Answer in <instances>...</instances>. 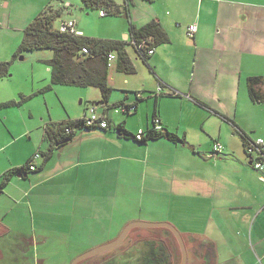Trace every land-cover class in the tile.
Returning a JSON list of instances; mask_svg holds the SVG:
<instances>
[{
	"label": "crops",
	"instance_id": "0c3cea01",
	"mask_svg": "<svg viewBox=\"0 0 264 264\" xmlns=\"http://www.w3.org/2000/svg\"><path fill=\"white\" fill-rule=\"evenodd\" d=\"M0 1L3 7L11 3V0ZM28 1L33 3V0ZM139 1L148 4L156 0ZM161 1L168 2L167 8L175 9L174 14H171L172 18L168 16L171 13L168 11L149 12L148 18L135 17L132 7H135L137 2L130 0V20L137 27L145 25L152 19L158 20L167 32L169 42L157 46L147 62L137 56L132 45H127L135 67L134 73L118 71L116 55L113 53L115 58L112 60L108 58L107 81L113 90L107 104L101 101V92L96 87H92L94 91L82 93L85 95L86 106L84 105L83 109H75L65 120L52 118L42 124L43 126L38 125L37 129L40 133H36V141L32 142L31 149L22 152V156L15 160L10 158L8 164L0 167V176L11 169L26 168L27 162L33 159L34 154L40 153V157H43L39 158V161L36 160L38 162L34 161L39 166L38 170L35 172L27 170L26 175H17L16 178L33 180L32 186L42 188L45 194H50L52 189L65 188L67 184L91 192L95 187L107 184L112 189L114 183L119 180L120 173L130 178L131 174L136 175L140 181L141 196L146 195L147 190H152L155 195L159 193L178 198L183 194V189H186L187 197H201L204 202L212 203V217L218 223L216 232L189 227L181 233L186 237L188 245L189 263L186 262L187 264H217V260L221 259V252L231 253L225 257V264H251L243 254V251L248 249L255 254V264L260 258H262L261 264H264V178H261L260 173L252 167L250 159L245 154L242 139L236 130L235 133L241 139L239 146H227L226 142H221L223 141L222 122L235 125L234 128L238 127L245 132L236 120L239 115L241 89L245 87L248 92V77L260 75L264 77V73L253 72L242 64L245 54L241 48L246 51L248 42L245 39L240 41V36L237 34L240 23L238 16L242 14V9L232 1L220 2L222 5L219 11L218 5L206 9L208 14L206 18L201 14V10L211 0ZM51 2L52 0L48 1L46 6H51ZM65 3L70 5L67 1ZM114 3L120 5L115 1ZM123 3L124 0L121 4ZM33 17L27 18L25 26H22L20 31L24 33L26 25ZM112 17L125 20L121 21L118 32L96 38L129 40L128 20L123 16ZM191 24L197 25L193 37L188 36L187 33V27ZM75 26H77L76 22ZM77 31L87 36L81 29ZM22 38L23 36L20 42ZM204 43L209 46L204 47ZM15 47L18 48V44L11 49L10 54H6V57L7 55L14 57L17 50V48L14 50ZM20 57V60L25 58ZM247 59L251 60L250 57ZM45 71L50 74L49 67L46 66ZM45 79L33 80L32 89L28 91L25 90L26 87H19L14 95L9 96L10 98L3 100L2 103L16 101L15 98L19 94L20 97L30 96L28 99L30 100L34 95L42 93V88L37 86L39 88L35 90L34 87ZM136 91L140 92L142 99L138 102L134 113L124 115L122 111L116 112L113 111L114 108H108L121 102L124 105L132 104ZM155 93L165 95L156 97ZM168 93L176 95H167ZM168 100L177 101L179 107L175 105L176 110L173 108L172 112L165 111L164 107ZM251 103L257 106L263 102L257 103L251 100ZM143 104L145 105L141 111L140 106ZM89 105H94L97 113L109 120V127L94 128L89 131L75 127L72 139L63 145L47 140L44 134L47 125L81 119L88 115ZM0 107L8 106L0 105ZM155 115L160 119L163 129L182 138L183 143L173 142L166 137L149 139L141 143L135 141L132 136L124 137L119 134L117 128L120 124L132 135H135L139 129L146 131L151 127L152 117ZM26 127L20 134L12 133L8 144H14L13 142L19 139H34L35 129ZM259 137L264 138V135ZM215 140L223 145V150L219 153H213ZM189 149L193 152L190 153ZM208 149H212V152H208ZM94 157L99 158L94 160ZM101 161H112L113 164L94 172V165ZM180 161L186 162L187 165L185 167L180 165ZM65 174L75 175L76 179L71 182L54 180L55 177ZM12 177L5 182L0 194L12 182ZM44 178L46 180H43ZM129 180L131 183L132 180ZM163 180L167 184L164 185ZM17 184L20 186V183ZM43 185L45 187H42ZM19 199L24 200V198H16L15 202L12 198V201L21 204ZM91 199L81 202L82 205L85 204L83 208L87 209V205L93 206V202H89ZM173 201L175 199L171 202ZM52 212L53 210L50 214H53ZM49 217L48 219L55 222L60 220L53 216ZM222 221H225L227 227L223 226ZM21 225L24 227L18 230L20 232L16 231L17 233L33 238L37 235L34 232L24 231L31 230L30 226L23 223ZM9 229L6 228L7 231H11ZM199 243L202 245L201 251L196 248ZM236 253L241 254L239 256Z\"/></svg>",
	"mask_w": 264,
	"mask_h": 264
},
{
	"label": "rangeland",
	"instance_id": "374dc122",
	"mask_svg": "<svg viewBox=\"0 0 264 264\" xmlns=\"http://www.w3.org/2000/svg\"><path fill=\"white\" fill-rule=\"evenodd\" d=\"M48 1L50 0H33V3H30L28 0H11L7 7H3L0 1V62H10L8 78L0 79V103L14 95L19 87H26V91L31 90L33 80L46 78L37 83L34 87L35 90L39 87L43 89L50 83V74L45 71L46 66L42 60L52 57V51L48 49L35 50L21 53L17 57H13V55L6 57V54H10L14 46L19 45L23 36V31L20 29L25 26L27 18L35 17L46 9ZM66 1L70 5H66ZM114 1L120 4L123 2V0ZM134 1L137 2V5L132 7V12H134L135 17L139 18L145 16L148 18V13L153 11L171 12L168 16L172 18L171 14H174L175 11L173 8H167L168 2H160V0L148 4H142L139 0ZM225 1L235 2L242 9V14L240 13L238 16L240 23L237 34L240 36V41L248 40L247 50L241 48L245 54L242 64L246 68L249 67L253 72L264 73V0H211L202 8L201 14L208 18L206 9L218 5L219 11L221 3ZM50 5L54 8L62 7L61 15L56 19V26L61 20L72 19L77 24L76 28L81 29L89 37L110 36L119 29L121 21H125L122 18L112 16L102 17L99 9L88 8L81 3V0H52ZM213 18L214 16L211 17V19ZM225 19L230 18L225 17ZM122 36L124 38V35ZM205 46H209V44L204 43ZM20 56L25 57L24 60H20ZM247 57H250L251 60L248 61ZM87 91H94V88L52 85L50 89L34 95L30 100L21 102L20 105L13 104L6 108L0 107V167L8 164L10 158L15 160L22 156V152L31 149L32 142L36 141V133H40V130L37 129L38 125L43 126L42 124L52 120V118L65 120L69 113L75 109H83L87 103L84 99L85 95L82 93ZM15 100H20V94L16 96ZM82 100L83 103H81ZM144 105L140 106L141 111ZM175 105L179 107L177 101L168 100L164 110L172 112L173 108L177 109ZM119 111L121 110L119 109ZM121 114L123 115L122 112ZM236 120L238 125L242 126L253 140L264 135V102L257 106L252 104L245 87H242L240 92L239 115ZM26 126L35 129L33 132L34 139H19L13 142L14 144H8L11 134L22 133L27 128ZM221 138L223 140L221 142H226L227 146L236 147L241 142L239 135L235 133L234 126L227 122H222ZM210 148H212L211 145ZM208 150V152H212V149ZM189 152L193 151L189 149ZM96 158L99 157H94V160ZM112 164V161L98 162L94 165V172L99 169H106ZM180 165L185 167L187 163L180 161ZM103 174L108 176L106 173ZM75 179V175L72 174L54 178L57 182H71ZM81 179L84 178L81 177ZM129 179L132 180L131 183ZM11 180L12 182L0 194V253L3 254V260H0V264H14L10 257L13 254L19 257L21 251L24 248L27 249V241L29 244L30 241L32 242L27 252L29 256H32L31 260H28L29 264H37L41 258H44L43 264H70V261L77 256L116 239L123 227L133 221L167 222L173 225L180 234L189 227H194L195 230L208 229L209 232H216L218 228L217 221L212 217L213 210L210 201L204 202L201 197H194L193 195V197H187L186 189H183V194L179 193L178 198H171L159 193L155 195L152 190H147V194L141 196L139 194L140 181L134 174H131L130 178L128 175L125 176L124 173H120L119 180L115 183L112 181L115 185L112 189L107 184L106 186L95 187L93 192L79 187L76 189L67 184L65 188L52 189L50 194H45L42 188L32 186L33 180H20L16 176H13ZM17 183H20V186ZM163 183L164 185L167 184L165 180ZM94 184L97 185L95 182ZM12 198L14 201L16 198H24V200L19 199L21 204H16ZM86 199H91L89 202H93V206L87 205V209L83 208L85 204H81ZM174 199L175 201L171 202ZM51 210H53V214H50ZM233 214L235 215V212ZM49 216L60 220L52 221V219H48ZM222 222L223 226L227 227L225 221ZM22 223L31 227V230L24 231L37 233V237L27 238V236L17 233L16 231L24 227L21 225ZM121 227L122 229H120ZM6 228H10L11 231H7ZM151 230L143 228V232L153 236L159 233L162 235L163 231L167 229L151 228ZM143 232L141 230L135 231L131 238L136 239ZM14 235L17 237L14 238ZM166 236L169 237L175 249L173 260L175 264H180L182 259L180 247L170 234ZM182 238L187 251L186 237L182 236ZM37 240H41V243L38 244ZM128 242L130 245H125L130 247L126 251L119 247L118 251L115 250L114 253L116 259L121 261L133 258L135 261L129 260V264H132L139 261L141 250L146 245L131 239ZM220 254L221 259L217 260V264H225V257L231 253L221 252ZM236 254L240 256L241 253ZM243 254L249 263L255 264L253 251L248 249L243 251ZM261 259L258 260L257 264H261Z\"/></svg>",
	"mask_w": 264,
	"mask_h": 264
},
{
	"label": "trees",
	"instance_id": "16d2710c",
	"mask_svg": "<svg viewBox=\"0 0 264 264\" xmlns=\"http://www.w3.org/2000/svg\"><path fill=\"white\" fill-rule=\"evenodd\" d=\"M123 4H116L113 0H81V3L88 8H96L100 11H105L103 16H123L128 20V34L129 40H112L105 38L89 37L83 34L77 35L75 33L61 32L56 26V19L61 15L62 7L54 8L48 6L41 11L35 18H33L24 29L23 38L18 45L14 57H17L21 53L30 52L35 50L48 49L53 52L50 59L43 60L44 64L50 69V83L42 89V92L50 89L52 85H67L77 87H96L100 90L102 99L101 101L106 103L109 101V96L112 92V87L107 81L108 72V56L110 53H115L117 61V70L125 73H134L135 67L132 59L127 50V45H132L137 53V56L147 62L151 54L149 50H153L162 43L169 42V37L162 24L152 19L143 26L137 27L130 20L129 2L130 0H124ZM86 52H83V49ZM10 62H0V78L6 77L8 72V65ZM247 87L250 100L253 102H264V77L251 76L247 78ZM139 92L134 93V101L132 104L124 105V103L116 104L115 106H109L108 108L121 109L125 108L124 115H130L135 112L137 104L141 101ZM163 93H155L154 96H162ZM167 95H176L175 93ZM30 96H21L19 101H7L0 105L10 106L13 104H19L28 100ZM108 110V109H107ZM115 110V111H116ZM108 120V119H107ZM109 127V120H108ZM159 123L160 119L157 115L152 117V125L142 134L141 139H137L136 136L126 132L122 125L118 126L119 134L124 137H131L138 142L144 143L149 139H156L160 137H166L173 142L183 143V139L179 138L176 134L163 129L156 130L155 125ZM235 126V125H234ZM79 127L84 130H92L94 126H88L85 123V118L78 119L76 121L60 122L57 125L49 124L44 129L45 137L51 143L57 145H63L72 139L73 129ZM105 129V128H100ZM239 133L245 154L252 157L256 154H263V151H258L255 140L246 132L235 128ZM262 138V137H260ZM264 139V138H263ZM218 141H214V144ZM220 143V142H219ZM213 144V146H214ZM221 144V143H220ZM222 145V144H221ZM223 147V145H222ZM252 151L249 152L248 150ZM223 150V148H222ZM221 150V151H222ZM219 151V152H221ZM214 151L213 153H219ZM41 155V154H40ZM43 157V156H42ZM46 157V156H45ZM32 160L28 161L26 168L11 169L8 172L0 176V192L5 186V182L12 176H24L29 172H35L38 167L35 163V169L29 168ZM251 162V161H250Z\"/></svg>",
	"mask_w": 264,
	"mask_h": 264
},
{
	"label": "flooded vegetation",
	"instance_id": "af4514ba",
	"mask_svg": "<svg viewBox=\"0 0 264 264\" xmlns=\"http://www.w3.org/2000/svg\"><path fill=\"white\" fill-rule=\"evenodd\" d=\"M146 229H150V231H152L151 228H146ZM139 230L143 232V228L131 229L129 233L127 234V236L124 238V240L120 244H118L116 247L109 249L107 251L95 254L83 260H80L76 264H129V260L131 261H135V260L133 258L126 259L123 261H121L120 259L118 260L116 259V255L114 251L115 250L118 251L119 247L122 248L123 251H126L127 248L130 246H126L125 244L130 245V243L128 242L130 239L134 240V242H143L146 245V247H144V249L141 250V255L138 259L139 261L134 262V263L131 262L132 264H175L173 260L175 258V249L172 245V242H170L171 240L166 235L170 234L173 237L176 244L178 243V241L170 230L167 229L163 231L162 235L159 233L158 235H155V236L149 235V233L143 232L141 233V235H138L136 239L131 238L134 232L139 231ZM165 232H168V233H165ZM16 237L17 236L14 235V238ZM37 241H38L37 242L38 244L41 243V240H37ZM28 247H30L29 241H27L26 243L27 249L24 248V250L21 251L20 256L18 255L19 257L13 254V256L10 257L11 261L14 264H29L28 260H31L30 258L32 256H29V253H27ZM196 248H198L201 251L202 245L199 243ZM120 253L121 252L119 251V254ZM18 258L20 259L18 260ZM0 260L1 261L3 260V254L1 253H0ZM43 261H44V258L43 259L41 258L37 261L38 263L37 262L36 263L43 264Z\"/></svg>",
	"mask_w": 264,
	"mask_h": 264
},
{
	"label": "built area",
	"instance_id": "2783aa9c",
	"mask_svg": "<svg viewBox=\"0 0 264 264\" xmlns=\"http://www.w3.org/2000/svg\"><path fill=\"white\" fill-rule=\"evenodd\" d=\"M105 14V11H100V15L103 16ZM58 29L61 32H71V33H75L77 35H80L81 33L79 31H77L76 26H75V21L72 19H67V20H63L60 22V24L58 25ZM197 31V25L196 24H191L187 27V33L188 36L193 37L194 33ZM83 52H86V49H83ZM154 51L153 50H149V54H152ZM108 58L110 60L115 58V55L113 53H110ZM160 90V89H159ZM140 96V92L138 94ZM121 111H124L125 108H121ZM116 112H119V109L116 110ZM85 123L88 126H96V127H100V128H106L108 123L106 118L103 115H99L96 111V108L94 105H89L88 106V115H86L85 117ZM161 125L159 123H156L155 125V129L156 130H161ZM144 133L143 129H139L137 131V133L135 134L137 139H141L142 138V134ZM255 144L257 145V150L263 151L264 152V139L263 138H257L255 141ZM222 145L219 142H216L213 146L214 151L219 152L222 150ZM249 152H251L252 150L249 149ZM40 158V153H36L33 156L32 162L29 166V168L31 170L35 169V164H34V160ZM250 159V163L252 165V167L254 168V170H256L258 173H260L261 178H264V155L262 154L260 157V154H256L252 157H249Z\"/></svg>",
	"mask_w": 264,
	"mask_h": 264
},
{
	"label": "water",
	"instance_id": "95a60500",
	"mask_svg": "<svg viewBox=\"0 0 264 264\" xmlns=\"http://www.w3.org/2000/svg\"><path fill=\"white\" fill-rule=\"evenodd\" d=\"M20 59H22V57H20ZM133 228H166L168 230H170L174 236L176 237L179 247H180V251H181V255H182V259H181V263L180 264H186L187 262V251H186V247L184 244V240L182 238V235L179 233V231L170 223L167 222H142V221H133L128 223L123 229L122 231L118 234L117 238L114 239L111 242H107L105 244H101L99 246H96L95 248H93L92 250H89L79 256H77L76 258H74L70 264H76L78 263L80 260H83L85 258H88L90 256H93L95 254L107 251L109 249H112L114 247H116L118 244H120L124 238L127 236V234L129 233V231Z\"/></svg>",
	"mask_w": 264,
	"mask_h": 264
}]
</instances>
